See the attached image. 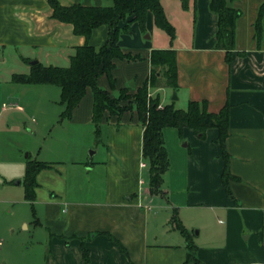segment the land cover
I'll return each instance as SVG.
<instances>
[{"label": "crops", "instance_id": "1", "mask_svg": "<svg viewBox=\"0 0 264 264\" xmlns=\"http://www.w3.org/2000/svg\"><path fill=\"white\" fill-rule=\"evenodd\" d=\"M57 1L61 6L104 5L102 0ZM181 1L159 0L174 32L171 17L180 15L186 21L189 41L185 46L153 40L157 29L146 13L147 39L136 24L128 35L118 37L121 51L141 60L114 61L113 90L109 91L104 76L96 84L112 96L129 83L135 90L148 76L150 51L171 47L176 89L160 87L149 97L156 98L160 107L171 105L177 110H184L188 101H204L208 112L217 113L226 104L224 150L232 179L226 187L222 185L224 163L216 129L208 128L200 140L190 129L178 133L164 128L168 169L161 177V195H150L147 165L140 151L142 127L133 110L119 116L103 113L98 137L99 143L101 138L104 141L101 151L93 148L87 160L85 151L91 147L94 130L92 96L86 89L66 121L72 132L84 126L92 136H86L79 162H71L70 168L85 173L97 168V178L91 180H99V189H77L70 183L65 164L39 161L47 167L36 175L33 202L41 204L42 219L34 215L30 223L35 239H12L13 231L6 230L9 238L0 240V264H192L185 260L184 239L174 228L173 215L194 245L199 264H264V13L258 47L253 38L263 0L230 4L240 16L229 63L223 51L214 49L216 18L208 10V0H185V9ZM50 13L47 0H0V94L10 105H17V90H28L12 83V75L27 74L30 61L44 67H67L74 48L84 43L81 36L73 35L69 24L51 19ZM106 33L105 26L94 29L88 44L101 47ZM4 234L0 227V236Z\"/></svg>", "mask_w": 264, "mask_h": 264}, {"label": "trees", "instance_id": "2", "mask_svg": "<svg viewBox=\"0 0 264 264\" xmlns=\"http://www.w3.org/2000/svg\"><path fill=\"white\" fill-rule=\"evenodd\" d=\"M108 4L95 6L70 5L61 6L57 0H47L50 8V18L60 23L69 24L75 36H81L84 43L75 47L68 58V66L64 68L47 66L39 63L29 66L25 75H12L10 81L20 85L55 86L59 90V104L63 111L60 118L69 119L72 110L89 89L92 96L91 123L93 125L95 141L100 134V122L104 112L112 116H119L122 112L133 110L138 123L142 127L141 134V158L147 165V188L150 195H161L160 185L162 175L168 169L166 152L162 141V129L174 128L181 132L182 129H190L193 135L202 140L208 128L217 131L216 143L220 147L223 160L221 182L224 187L227 181L232 179L228 174L226 163L227 154L224 150V141L228 129V106L225 104L217 113H210L206 109L204 101H188L184 110L174 109L171 105L158 108L156 98L147 96L149 87L162 85L176 89L175 53L169 47L161 50H151L148 56L149 73L142 84L133 93H125L130 87L121 89L116 96L109 92L114 88L112 71L114 61L127 63L140 61L141 58L129 53H123L118 47L120 34H128L131 25L136 24L144 33L146 13L152 16L154 27L163 32L171 45L175 37L174 28L165 18L159 0H104ZM193 1V0H192ZM235 0H208V10L215 18L214 49L221 50L225 54V61L229 63L234 51L235 22L240 16L237 9L231 7ZM182 9L186 8L185 0L181 1ZM195 7L192 6V21H194ZM264 13V0L259 5L253 24L256 46L261 40V19ZM121 24V26H120ZM107 28L104 43L99 48H93L88 44L91 32L100 27ZM242 55V53H237ZM104 76L108 90L97 87L96 81ZM132 88V87H131ZM126 94L127 96H124ZM127 100V104L120 105ZM47 165L39 161H27L24 168V201L32 203L34 189L36 188V175ZM226 193L228 194L227 190ZM174 228L184 239L186 249V262L199 264L195 257V247L188 239L185 229L178 224L175 216H172ZM84 262L86 252L82 251Z\"/></svg>", "mask_w": 264, "mask_h": 264}, {"label": "rangeland", "instance_id": "3", "mask_svg": "<svg viewBox=\"0 0 264 264\" xmlns=\"http://www.w3.org/2000/svg\"><path fill=\"white\" fill-rule=\"evenodd\" d=\"M102 1L104 5L108 4L107 1ZM171 18L176 29L171 45L185 46L189 41L186 21L180 15ZM145 36L148 34L144 33L142 36L147 39ZM155 39L161 40L165 45L168 43V38L158 30L153 37V40ZM18 87H26L28 90L15 92L18 99L16 106L10 105L0 94V104L4 102L3 106L0 105V227L5 233L4 236H0V240L9 238L6 230L11 229L12 239L21 238L29 242L31 238L35 239V236L31 235L30 223L34 220V215L41 220L42 214H40L39 202L24 201L25 163L27 161L61 162L66 165V174L71 175V185L77 189L90 191L99 189L97 186L99 180L94 181L99 170L94 168L93 171L85 173L78 172L76 168H70L71 162H79V148L86 136H92V134L88 133V128L84 126L78 127L77 132H72L71 124H68L66 119L60 118L63 107L59 104L58 88L40 85H18ZM160 87L167 88L159 84L149 87L147 94L151 96L153 91L158 93ZM131 90L134 88L125 90V93H130ZM126 94L124 96H127ZM172 97L173 95L170 96ZM125 104L127 100L120 103V105ZM103 142L101 138L100 143ZM100 143L96 142L95 137L92 136L91 147L85 151L87 160L93 148L101 151ZM78 167L83 168L82 165ZM92 177L94 180H91ZM24 225H27V229Z\"/></svg>", "mask_w": 264, "mask_h": 264}, {"label": "water", "instance_id": "4", "mask_svg": "<svg viewBox=\"0 0 264 264\" xmlns=\"http://www.w3.org/2000/svg\"><path fill=\"white\" fill-rule=\"evenodd\" d=\"M145 37L148 38V36H145ZM35 63H36V61H30V62H29V65H34ZM127 86L131 88V87L133 86V84H132V83H129ZM174 98H175V97H174V95H173V99H174ZM91 154H92V152H91V153L89 152V154H88V155H89V156H88V159H89V160H90ZM16 184H18V183L16 182Z\"/></svg>", "mask_w": 264, "mask_h": 264}, {"label": "built area", "instance_id": "5", "mask_svg": "<svg viewBox=\"0 0 264 264\" xmlns=\"http://www.w3.org/2000/svg\"><path fill=\"white\" fill-rule=\"evenodd\" d=\"M147 96L149 97V95L147 94ZM3 106V105H2ZM158 108H160V106L158 105ZM140 167H142L143 166V164H140L139 165ZM147 210H148V208H146Z\"/></svg>", "mask_w": 264, "mask_h": 264}]
</instances>
